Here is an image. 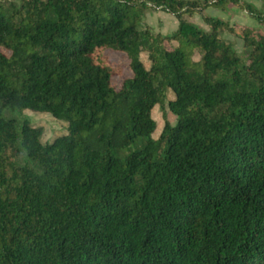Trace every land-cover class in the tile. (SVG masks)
<instances>
[{"label":"trees","instance_id":"obj_1","mask_svg":"<svg viewBox=\"0 0 264 264\" xmlns=\"http://www.w3.org/2000/svg\"><path fill=\"white\" fill-rule=\"evenodd\" d=\"M260 1L0 0V264H264V31L203 14Z\"/></svg>","mask_w":264,"mask_h":264},{"label":"rangeland","instance_id":"obj_2","mask_svg":"<svg viewBox=\"0 0 264 264\" xmlns=\"http://www.w3.org/2000/svg\"><path fill=\"white\" fill-rule=\"evenodd\" d=\"M254 4L256 7L261 8L262 2L260 0H246ZM264 9V8H263ZM149 12L145 15V24H147L151 30L154 32L159 31V33L166 35L171 34L177 28V20L172 15L160 11L157 14ZM203 14L217 17L224 20H228L230 23H234L237 25L243 26H251L264 31V26L260 25L255 19L249 16L248 13L240 9L239 7L233 6L229 11H222L215 8H207L204 10ZM188 21L194 23L199 28L203 30H209V26L204 22L201 14H195L189 18ZM222 38L228 42H231L235 48V50L239 53H243V42L241 39L229 34L228 32L222 33ZM110 59L114 64H117L121 67L122 74L120 76L115 77V81H119L122 77H127L130 75L131 70L129 68L128 59L116 52H109L108 53ZM196 57V56H195ZM143 62L146 66H148V61L146 59V55L142 54ZM173 94L171 92L167 93V99L172 97ZM163 114L166 115V118L170 122H174V116L169 112L167 106L164 109L156 107L153 111V116L157 120L158 125L160 126L163 123ZM15 117L21 119L23 117H27L30 123L34 126H40L43 128V135L41 141L43 143L51 141L53 138L60 136L66 132V124L62 121H59L52 117L47 113H39L33 112L30 110H24L21 113H15Z\"/></svg>","mask_w":264,"mask_h":264},{"label":"crops","instance_id":"obj_3","mask_svg":"<svg viewBox=\"0 0 264 264\" xmlns=\"http://www.w3.org/2000/svg\"><path fill=\"white\" fill-rule=\"evenodd\" d=\"M160 11H155V12H153L154 14H157V13H159ZM157 32H159L158 30H156Z\"/></svg>","mask_w":264,"mask_h":264}]
</instances>
